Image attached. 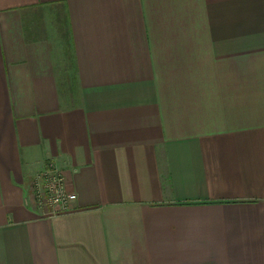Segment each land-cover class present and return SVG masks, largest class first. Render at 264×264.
I'll list each match as a JSON object with an SVG mask.
<instances>
[{
    "label": "crops",
    "instance_id": "0c3cea01",
    "mask_svg": "<svg viewBox=\"0 0 264 264\" xmlns=\"http://www.w3.org/2000/svg\"><path fill=\"white\" fill-rule=\"evenodd\" d=\"M0 264H264V0H0Z\"/></svg>",
    "mask_w": 264,
    "mask_h": 264
},
{
    "label": "built area",
    "instance_id": "2783aa9c",
    "mask_svg": "<svg viewBox=\"0 0 264 264\" xmlns=\"http://www.w3.org/2000/svg\"><path fill=\"white\" fill-rule=\"evenodd\" d=\"M76 200L77 194L67 188L63 169L52 159L31 180L30 201L35 207H50L51 214H63L74 210Z\"/></svg>",
    "mask_w": 264,
    "mask_h": 264
},
{
    "label": "rangeland",
    "instance_id": "374dc122",
    "mask_svg": "<svg viewBox=\"0 0 264 264\" xmlns=\"http://www.w3.org/2000/svg\"><path fill=\"white\" fill-rule=\"evenodd\" d=\"M61 8L62 7L57 6L55 8L57 13H54L52 6L45 7V8L44 7H38V8H35L31 13H32L33 19L41 26V28H45V30H46V28L47 29L50 28L51 33L54 34L55 36L59 37V38L62 36L67 37V34H68L67 27L63 21V18L60 16H59L60 19L56 18V17H58V15H59L58 11H59V9L61 10ZM57 19H59V21L60 20L61 21L59 22ZM67 41L65 43L66 49H68V47H67L68 42ZM68 60H69V58H68Z\"/></svg>",
    "mask_w": 264,
    "mask_h": 264
}]
</instances>
